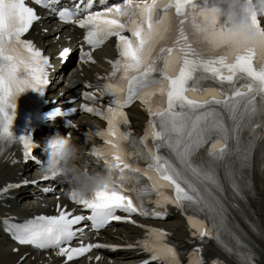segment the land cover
<instances>
[{
	"label": "snow or ice",
	"instance_id": "1",
	"mask_svg": "<svg viewBox=\"0 0 264 264\" xmlns=\"http://www.w3.org/2000/svg\"><path fill=\"white\" fill-rule=\"evenodd\" d=\"M49 2L35 0L36 4L45 6ZM211 8L209 0H202V4L197 0H125L123 5L88 11L75 21L86 29L85 40L93 47L110 37L117 38L119 58L110 62L113 70L106 78L108 82L97 85L95 91L82 93L89 101L96 100L97 92L110 99L103 110L87 104L81 105V109L107 122V128L96 133L104 139L106 150L93 148L92 154L104 157L105 164L115 165L119 190L96 191L87 198L73 194L71 201L91 210L90 215H75L74 209L58 206L56 216L41 215L11 224L10 231L20 245L56 248L58 255L66 257L65 264L92 249H115L119 246L85 245L82 241L79 247H71L77 234L88 227L75 226L88 220L99 234V229L111 221L136 224L132 214L162 218L163 211L146 210L140 199L152 192L156 193L154 202L160 208L174 204L184 211H194L187 219L197 239H219L221 231L227 230V209L218 195L225 188L217 168L227 157L236 156L239 168L225 164L224 179L243 198L242 189L247 184L237 183V177L242 178L250 167L256 142L264 148V31L261 40L241 43L238 35H229L226 25L209 19ZM73 15L67 9L59 12L65 22H71ZM173 17L176 19L174 35L171 34ZM39 18L26 0H0V145L18 141L26 157L33 148L31 136L14 135L12 122L17 97L28 89L43 94L48 83V58L32 41L22 39ZM253 22L257 27H264L255 17ZM185 25L190 27L191 37ZM124 32L131 36L123 35ZM201 44L205 47L198 46ZM68 53L69 49H64L60 55L66 57ZM82 58L85 62L91 61V53H83ZM208 80L220 87H205L203 82ZM136 100L144 106L149 120L141 138L142 148L133 147L129 151L124 144L135 145L136 141L121 126L128 124L124 109ZM56 112L62 114L60 109ZM244 132L249 137L246 144L242 141ZM230 141L234 144L230 145ZM134 158L145 161L146 167L130 162ZM125 170L132 173L136 186H123ZM142 177H147L150 183H141ZM12 187L9 184L2 191ZM166 188L172 189L174 195L164 192ZM134 192L137 193L135 201ZM117 210L128 215H116ZM199 213H204L205 219L197 218ZM136 226L146 228V236L135 245L128 244V248L139 246L152 254L150 260L180 264L174 247L165 242L164 230ZM234 238L245 249L240 254V264H256V254L247 250L238 237ZM200 252V248L193 250L196 258L191 264H205L199 258ZM211 264L220 262L214 260Z\"/></svg>",
	"mask_w": 264,
	"mask_h": 264
},
{
	"label": "clouds",
	"instance_id": "2",
	"mask_svg": "<svg viewBox=\"0 0 264 264\" xmlns=\"http://www.w3.org/2000/svg\"><path fill=\"white\" fill-rule=\"evenodd\" d=\"M209 11V19L218 24L223 20L229 35H238L241 43L262 39L264 27H257L253 17L264 18V0H216ZM45 151L47 158L39 162V171L45 177L59 179L67 185L69 197L75 194L87 198L96 191L119 190L115 165L95 166L71 132L51 137Z\"/></svg>",
	"mask_w": 264,
	"mask_h": 264
},
{
	"label": "bare ground",
	"instance_id": "3",
	"mask_svg": "<svg viewBox=\"0 0 264 264\" xmlns=\"http://www.w3.org/2000/svg\"><path fill=\"white\" fill-rule=\"evenodd\" d=\"M40 31H38L39 33ZM51 34H48L47 36H42L40 38L44 39L45 37H50ZM40 40V39H39ZM133 111V109H132ZM134 112V111H133ZM137 117H139L138 114L134 113ZM260 223L259 227L261 229V236H259L256 245L253 246L254 251L257 252L259 257L260 264H264V190H263V196L261 198L260 202ZM165 226L169 227L173 234L184 238L185 233L182 230L181 226L177 223V220L175 218L169 220L168 222L164 223ZM3 250H0V256ZM10 258L0 257V264H5L6 260H9Z\"/></svg>",
	"mask_w": 264,
	"mask_h": 264
}]
</instances>
